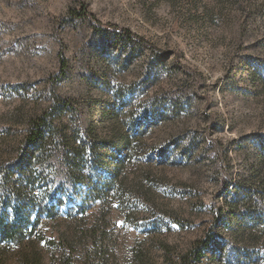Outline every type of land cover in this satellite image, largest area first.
Segmentation results:
<instances>
[{"label": "rangeland", "instance_id": "374dc122", "mask_svg": "<svg viewBox=\"0 0 264 264\" xmlns=\"http://www.w3.org/2000/svg\"><path fill=\"white\" fill-rule=\"evenodd\" d=\"M18 227L0 264H185L207 241L191 264H264V0H0V229Z\"/></svg>", "mask_w": 264, "mask_h": 264}, {"label": "trees", "instance_id": "16d2710c", "mask_svg": "<svg viewBox=\"0 0 264 264\" xmlns=\"http://www.w3.org/2000/svg\"><path fill=\"white\" fill-rule=\"evenodd\" d=\"M80 16L89 17V14L87 13L86 7L84 4L81 5V10L79 11ZM107 31H117L116 28H106ZM123 35H125L127 38L134 40L138 44L142 45V42L140 39L136 38L132 34H130L127 31H123ZM63 67L64 62L62 64ZM64 68L61 70L60 75L58 76V79H62L64 77ZM55 129L53 126H50L49 123L46 121V116L39 117L37 119H33L30 122L29 129L27 130L25 139H24V145L29 149L28 153L25 152L26 157L34 159V161H37V163L40 165V172L41 168L43 169L44 164L48 163L49 156L43 157L45 155V147L47 146L48 142L54 141L55 138ZM42 158V161L40 159ZM245 196H247L249 201L252 202L253 200V194L250 191V189H247L245 191ZM251 208L255 209L254 213L252 214L253 219H258L260 215V210L258 208V205L256 202H253V204L250 206ZM21 225V224H20ZM2 236H9L13 237L11 239L17 238L18 235H21L22 228L18 227L15 230L12 228H1L0 229ZM208 247V241L207 242H199L195 245L194 250L189 254L188 257L185 258V264H191L193 262H197L202 257V252L204 249Z\"/></svg>", "mask_w": 264, "mask_h": 264}]
</instances>
